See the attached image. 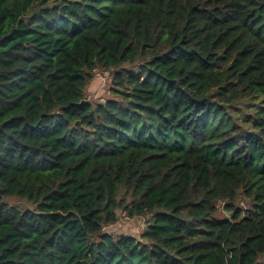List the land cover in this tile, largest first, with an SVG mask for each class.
Wrapping results in <instances>:
<instances>
[{"label":"trees","instance_id":"16d2710c","mask_svg":"<svg viewBox=\"0 0 264 264\" xmlns=\"http://www.w3.org/2000/svg\"><path fill=\"white\" fill-rule=\"evenodd\" d=\"M0 264H264V0H0Z\"/></svg>","mask_w":264,"mask_h":264},{"label":"rangeland","instance_id":"374dc122","mask_svg":"<svg viewBox=\"0 0 264 264\" xmlns=\"http://www.w3.org/2000/svg\"><path fill=\"white\" fill-rule=\"evenodd\" d=\"M111 82V73L103 69H96L93 72L92 79L88 82L85 87L84 95L90 102L104 101L111 97L109 92V86ZM10 204L18 206L20 208H31L32 205L25 200L18 198H10L7 200ZM237 204L241 207L246 206L245 201L241 196L238 197ZM219 216H227L228 212L224 209L218 211ZM150 215H144L139 218H128L126 215H122L119 219L112 224L106 225L103 229V233H109L112 237L118 235H130L138 238L141 232L146 227L147 222L150 220Z\"/></svg>","mask_w":264,"mask_h":264},{"label":"built area","instance_id":"2783aa9c","mask_svg":"<svg viewBox=\"0 0 264 264\" xmlns=\"http://www.w3.org/2000/svg\"><path fill=\"white\" fill-rule=\"evenodd\" d=\"M106 227V225H103L102 226V228H101V232L103 233V232H105V231H103V229Z\"/></svg>","mask_w":264,"mask_h":264}]
</instances>
